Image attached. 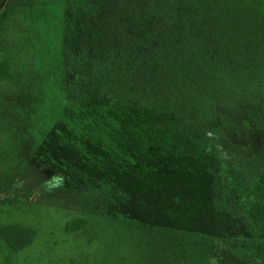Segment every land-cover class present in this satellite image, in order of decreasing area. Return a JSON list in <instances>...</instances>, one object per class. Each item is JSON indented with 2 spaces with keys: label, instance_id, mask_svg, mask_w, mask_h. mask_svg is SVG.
Instances as JSON below:
<instances>
[{
  "label": "trees",
  "instance_id": "1",
  "mask_svg": "<svg viewBox=\"0 0 264 264\" xmlns=\"http://www.w3.org/2000/svg\"><path fill=\"white\" fill-rule=\"evenodd\" d=\"M0 88L3 172L15 144L25 159L65 140L124 173L140 201L166 184L167 165L188 181L203 149L215 152L222 191L202 236L172 242L178 228L112 209L113 173L79 177L66 233L145 264H162L159 248L195 264H264V0H0ZM20 187L0 182V202L37 197ZM36 237L0 223L12 251Z\"/></svg>",
  "mask_w": 264,
  "mask_h": 264
},
{
  "label": "rangeland",
  "instance_id": "2",
  "mask_svg": "<svg viewBox=\"0 0 264 264\" xmlns=\"http://www.w3.org/2000/svg\"><path fill=\"white\" fill-rule=\"evenodd\" d=\"M62 71L63 75H75V72L68 70L64 72V68ZM2 89L0 88V94ZM78 90L79 87H75V91ZM10 155L8 159L14 167H9V171L5 172L0 168V182L11 180L18 188L22 186L35 191L37 197L13 204L0 202V223L20 222L33 226L37 229V237L31 246L19 251H12L0 239V264H145V255L143 258H130L128 250L111 254L96 242L88 244L64 231L65 222L79 211V191L75 183L81 181L80 176L86 182L83 186H86L92 179L113 173L118 189L115 192L116 198H112L115 203L110 205L111 208L136 219V225L145 226L144 223L147 222L155 227L165 225L171 229L178 228L181 234L179 237L171 235L172 242L176 239L186 242L190 234L202 236L195 231L215 226L217 208L214 200L220 195L222 187L212 168L215 158L213 149L211 151L204 148L202 160L198 163L203 170L205 167L209 168L208 172L205 170L207 174L202 169L194 168L190 179L183 181L167 165L166 184L154 192L146 191L140 201L126 190L124 173L101 165L98 159L87 160L86 156L80 155L79 150L70 147L65 140L62 147L56 146L52 152H46L42 157L32 153L30 158L24 159L23 152L18 151L16 144L15 157L12 152ZM140 162L148 163L143 160ZM57 176L60 177L61 184L49 187L54 185L53 178ZM3 196L4 194H0V199ZM168 245L172 247L173 243ZM228 256L224 258V263H228L233 257ZM155 258L162 264H195L180 260L178 251L172 249L159 248Z\"/></svg>",
  "mask_w": 264,
  "mask_h": 264
},
{
  "label": "clouds",
  "instance_id": "3",
  "mask_svg": "<svg viewBox=\"0 0 264 264\" xmlns=\"http://www.w3.org/2000/svg\"><path fill=\"white\" fill-rule=\"evenodd\" d=\"M54 185H49V187H52V186H59L61 184V179L59 176L57 177H54Z\"/></svg>",
  "mask_w": 264,
  "mask_h": 264
}]
</instances>
